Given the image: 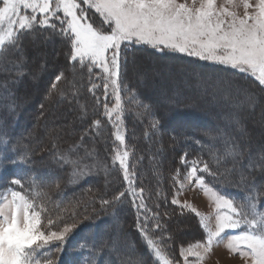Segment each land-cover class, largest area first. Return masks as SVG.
Segmentation results:
<instances>
[{"label": "trees", "instance_id": "1", "mask_svg": "<svg viewBox=\"0 0 264 264\" xmlns=\"http://www.w3.org/2000/svg\"><path fill=\"white\" fill-rule=\"evenodd\" d=\"M47 37L59 42L60 45L55 46L57 53L53 59L58 64L52 70L49 65L42 67L40 63L33 66L32 73L39 69L51 70L44 87L36 91L29 88L22 89L23 82H18L10 92L14 93V97L13 95L1 96L5 94V89L0 87V190L8 187L21 190L19 186L11 183L13 179H21L24 193L30 195L34 188H38L43 193L37 203L46 207V212L43 213L45 229L57 231L65 225H74V231L67 236L64 242L53 243L43 251L41 258H50L52 264H59L61 252L65 258L61 264H134L133 261H129V257L133 255L137 260L141 254L145 264H152V258L144 248L140 233L137 231V210L131 200L124 199L122 202H114L107 206L101 204L103 199L112 200L118 191L125 190L126 185L123 182L121 171L111 164L114 129L103 116V105L107 102L103 95V82L97 79L100 72L93 70V74L90 75L86 68H81L79 65L73 69L68 59V44L47 29H36L22 37L24 54L27 55L37 49V45L42 39ZM125 56L127 64L123 80L132 92L124 91L121 95L122 103L126 108L124 126L127 128V134H130H128V142L133 149L131 153L136 158L140 157V161H137L139 170L137 171L136 185L145 190V202L150 209L148 215L151 217L152 213L159 214V221L163 225V236L165 239L170 237L168 242L172 246L171 254L180 260V248L187 246L189 241L194 243L196 238L192 235L180 239L177 236L176 222L192 223L196 232L202 230L199 219L197 220L187 210H182L179 206L168 202V197L172 198L174 194L171 177L177 169L181 173L185 171L181 164V157L185 153L189 160L200 158L209 164L210 169L217 175L213 177L204 174L205 179L210 185H215L223 194L239 202L248 193V189L255 184L261 195L264 196V169L259 166L251 169L248 167L250 161H258V158L264 155L263 150L254 151L257 147L264 145V137L260 141L254 140L252 138V133L255 132L254 121L241 122L239 115L240 112H249L253 109L254 111H263L264 91L254 79L243 73L226 67L207 66L169 52L159 54L153 49L133 46L121 52V57ZM7 59L16 60L15 53L9 51ZM46 59L48 58L38 57L36 60L40 62ZM138 59L171 61L170 67L175 71H180L192 64L191 67L197 69L198 79L183 82L180 86L181 89L200 88L210 82L213 77L218 78V75L223 77L226 82L213 87L212 90L196 92L191 96H179L174 103L153 106L149 98L153 99L156 96L160 91L159 87L154 89L138 87L130 77L134 60ZM25 70L29 75L32 74L31 69ZM61 71L67 76V81L60 85L69 93L67 98L73 99L72 88L69 86L73 82H78L75 80L76 75L82 76L81 87L75 86L79 89L78 97L75 100L80 105L76 108V115L86 111V117L84 120L74 121L70 124L68 132L77 130L73 137L65 134L58 138L49 137L32 146L31 140L40 137L41 125L52 115V104L60 98L56 94L49 96L48 89L53 77ZM13 79L14 75L11 72H0V85L8 84ZM93 82L101 85L96 89L95 94L88 90ZM230 84L240 88L245 87L247 92L254 95L259 105H254L250 109L244 107L237 109L234 107L236 102L232 98H224L222 102H216L213 105L204 104L210 95L218 98L223 97L222 93ZM167 89L169 90L166 91H172L171 88ZM35 93L40 98L36 100L37 105L32 111L28 112V106L25 108L18 105V101L29 100ZM133 94L138 97L135 101L131 98ZM141 103L150 106V108L141 107ZM81 105H85L86 109H82ZM4 107L9 108L7 114L2 112ZM225 112L227 113L225 114ZM237 118L240 124L234 125L233 121ZM29 119H32V123ZM97 119L101 121V126L98 129L92 127L93 121ZM155 121H158L159 126L157 129H152L150 125ZM10 126L11 128H8ZM27 133L32 134L33 137L28 140L24 139V135ZM136 133L138 136H135ZM91 140L94 141V146H92ZM226 140L234 141L240 145L243 152V155L237 158L236 170L231 173L225 172V168H233L231 160L221 161L217 165L214 159V154L217 156L222 154ZM153 141L158 142L159 152L166 160L163 163L164 168L162 167L161 174L160 171L156 172V169H148L151 157H156V154L146 153L144 150ZM77 146L80 148L75 149ZM73 148L74 150L71 151L70 149ZM91 149L97 154L98 151L102 154V157H98L97 160L106 164L107 170L92 168L89 171L85 167V165H92L94 162L91 158L82 156L83 153L89 152ZM66 154L71 159H78L80 169L86 173L78 181L72 179L70 175L72 168L61 163L59 159ZM170 155L173 156L172 162L168 161L167 163ZM241 172L246 177L244 183L240 182ZM163 176L164 178H162ZM112 178L115 180L112 181ZM102 179L109 181L96 185V182ZM6 181L8 185H5ZM49 218L54 221L51 228L47 225ZM114 223L117 224V229H115ZM152 234L154 237H160L162 232L156 230ZM85 242L87 243L85 244ZM93 244H95L94 250ZM82 247L85 248L83 254H81ZM124 259L128 260L124 262ZM74 260L75 263H72Z\"/></svg>", "mask_w": 264, "mask_h": 264}, {"label": "snow or ice", "instance_id": "2", "mask_svg": "<svg viewBox=\"0 0 264 264\" xmlns=\"http://www.w3.org/2000/svg\"><path fill=\"white\" fill-rule=\"evenodd\" d=\"M0 4V72H11L14 75L12 84L28 75L24 69L26 56L22 37L36 29L50 30L68 44V59L73 69L78 64L90 75L94 69L100 70L97 79L103 82V95L107 99L111 89L114 101L111 106L108 103L103 105V116L114 129L111 164L122 172L126 185L125 190L118 191L112 200L103 199L101 204L107 206L130 199L137 210V231L152 264H180V260L171 254L170 237L165 239L163 236L159 214L152 213L149 217L145 190L137 187L136 173L129 163L124 129L126 108L121 93H131L132 90L123 80L127 57L122 58L121 52L138 45L159 52L196 57L247 74L264 91V0H224L221 4L217 0H0ZM241 6L242 13L237 10ZM88 9L99 15L101 26L90 22ZM9 51H13L18 59L8 60ZM66 81L63 71L56 74L50 82L48 95L56 94L62 100L66 99L69 93L60 87ZM100 86L93 82L88 90L95 94ZM0 87L8 90L7 83ZM9 94L14 97V93ZM78 94L79 89L73 84L71 96L77 99ZM237 95L235 108L255 104L253 94L238 89ZM131 98L133 101L138 99L135 94ZM141 107L150 108L142 103ZM81 108L86 109V106L81 105ZM233 123L239 125L240 121L237 118ZM100 126V120L93 121L92 127L98 129ZM158 126V121L150 125L152 129ZM242 155L240 145L226 140L222 154H214V159L217 165L231 160L233 168H225L226 173H231L236 170L237 158ZM59 159L72 168V179L78 181L86 175L80 169L78 159H71L67 154ZM181 164L185 171L181 173L177 169L171 177L176 187L171 203L198 217L205 233L202 242L180 248L179 257L183 264H200L204 254L209 253L214 244L222 242L231 253H238L245 264H264V196L257 185L253 184L238 202L207 182L204 174L217 175L207 162L200 158L189 160L185 153ZM257 166L264 169V155L248 165L250 169ZM85 167L89 171L92 168L107 170V165L98 160ZM245 181L241 172L240 182ZM11 183L21 190H12L10 198L0 196V264H52L50 258H41L43 251L53 241L64 242L74 225H65L61 231H45L43 213L46 207L37 203L43 193L38 188H34L30 195L24 193L21 179H13ZM185 185L198 186L215 205L214 230L209 226L208 217L193 205L176 198L184 191ZM53 223L47 219L49 228ZM156 230H161L160 237L153 236ZM92 248L95 249V244ZM84 251L82 247L81 254ZM135 264H145L142 254Z\"/></svg>", "mask_w": 264, "mask_h": 264}, {"label": "rangeland", "instance_id": "3", "mask_svg": "<svg viewBox=\"0 0 264 264\" xmlns=\"http://www.w3.org/2000/svg\"><path fill=\"white\" fill-rule=\"evenodd\" d=\"M223 2H224V0H217L218 4H221ZM237 2H239V0H237ZM0 6H2V4H0ZM84 7H86V6H84ZM237 10L242 13L243 12L242 6ZM87 15L90 18V22L94 23V26H101V18L99 17V15L97 13H95L94 10L88 9ZM59 45H60L59 42H55L49 37L42 39V41L37 45V49H35L32 52H30L29 54L25 55L26 56V64L24 65V69H27V68L31 69L30 72L32 73L33 66L35 64L40 63V66H42V67H44L45 65H49V68L51 67V70H52L53 67H55L58 64V62H56L53 58H54L55 54L57 53L55 50V46H59ZM133 46L138 47V48H149L152 50V48L149 46H138V45H133ZM133 46H131V47H133ZM157 52H159V51H157ZM164 52H168V51H164ZM164 52H159V54L164 53ZM169 53H172V52H169ZM172 54H176V55L181 56L183 58L190 59L191 61L200 62V63L207 65V66L225 67V66H221V65L212 64L210 62L201 61L196 57H189V56L184 55V54H179V53H172ZM15 57H16V59H18L16 54H15ZM38 57H40V58L47 57L48 59H46L44 61L42 60L40 62H37L36 59ZM170 64H172L171 61H167V60L162 61V62L156 61L155 59H153V60L152 59L134 60V64L132 65V69H131V73H130L131 74L130 77L132 78L134 83L138 87H142V88L144 87L147 89H154L156 87H159L160 91H158L156 96L153 99L149 98L150 102L153 106H157V105L164 104V103H174L179 96L180 97L181 96H191V95H193V93H196V92H203L204 90H212L213 87H217L221 84H225V82H226V80L223 77L218 75L217 76L218 78H214V77L212 79L210 78L211 81L202 85L201 87L199 86L200 88L193 87V88L181 89L182 87H180V86L182 85L183 82H185L187 80L194 81V80L198 79L197 69L192 68L191 66H193V65L189 64L191 66H187L185 68H182L180 71H175V70L171 69ZM182 64H184V63H182ZM195 68H198V67H195ZM228 69L233 70V71H237V70H234L231 68H228ZM51 70L45 71L44 69H39V70H34V72L30 75L29 74L26 75L23 78V80L20 81V82H23L22 89L29 88V89H34L36 91L37 89L43 88L45 83H46V80L50 76ZM94 70H97L98 72H100L99 69H94ZM245 75L248 76L247 74H245ZM248 77H250V76H248ZM250 78H252V77H250ZM81 79H82L81 75H76L75 80L76 81L78 80V82H76V81H75L76 83L73 82L72 84H70L69 87L72 88V85L74 84L75 86L80 88L81 87V83H80ZM16 84H12L11 82L8 83L7 84L8 91H5V94H3L1 96L6 97V96L10 95L9 93L11 92L12 88ZM167 88H171L172 91H170V92L166 91V90H169ZM238 89L247 91L245 89V87L240 88L238 86L230 84V85H227L226 91H224L222 93L223 97L221 96L220 98H218L216 96L210 95V96H208V99L205 101L204 104L213 105L216 102H220V101L222 102V100L224 98H232L233 101L236 102L237 99L239 98L237 95ZM38 98H40L39 95L37 93H35L33 96H31V98L29 100H25V101L20 100L17 103H18V105H22L25 108H26V106H28L29 107L28 112H30L37 105L36 100H38ZM105 100L109 104V106H111L114 103V101L111 98V89H109V96L107 97V99L105 98ZM254 105L255 106L259 105V103L256 99H255ZM254 105H247L244 108L250 109ZM78 106H80V105L76 102L75 99H72V98H66L63 100L61 98L57 99L55 101V103L52 104V115L47 118L46 122L43 125H41V131L42 132H41L40 137L33 138L31 140V145L35 146V145L41 143L42 141H45L49 137L58 138L60 135H63V134L68 135L69 137H73L75 135V133L77 132V130H74V131L71 130L68 132L70 124L74 121L84 120L86 117L84 112H82V114H80V115H76V108ZM233 109H235V108H233ZM8 111H9V108H5V107L2 108L3 114H7ZM226 113L227 112H225V114ZM239 115L241 117V122H245V121H249V120L254 121V128H255L254 131L255 132H253L254 134L252 133V138L256 141H260L264 137V110L263 111H261V110L254 111V109H253V111L251 110L249 112H240ZM29 120H30V122L32 121V119H29ZM8 128H11V126ZM30 129H31V127H30ZM124 129H125L126 145H127L128 151L130 152L129 163L131 165H133L132 167H134L133 169H134V171L136 173V177H137V171L139 170V165H138L137 161L138 160L140 161V159H139L140 157L135 154L137 157H139V158H136L135 156H133V153H131L133 149L130 147L129 142H128V136L130 134L129 133H128L129 135L127 134V128H125V126H124ZM28 133L26 135H24V139L28 140L30 137H33L32 134H28ZM135 136H138V133H136ZM158 138H160V137H158ZM14 141H16V139H14ZM116 143H118V142H116ZM91 144H92V146H94L95 145L94 141L91 140ZM158 146H159L158 142L153 141L152 143H150L148 145L147 149L144 151L146 153L152 152L153 154H156V157H151V160L149 161L150 163L148 164V169H152V168L156 169V172L160 171V174H161L162 167L164 168L163 163H165L166 160H165V157H163V155L160 154V152H159L160 149ZM76 148H80V147L77 146V147H75V149ZM172 148L175 149L176 147H172ZM93 149H91V151H89V152L86 151L85 153L82 154V156H84V157L86 156L88 158H91L93 161H97L98 157L99 158L102 157V154H100L99 151L97 154ZM257 149L264 151V145L257 147L256 149H254V151H256ZM70 150L73 151L74 148L70 149ZM89 153H91V155H88ZM168 157L169 158L167 159V163H168V161L171 163L173 156L170 155ZM93 169L95 170L98 168H93ZM99 169L102 170L103 168H99ZM136 177H135V179H136ZM162 178H164V176ZM111 180L114 181L115 179L112 178ZM108 181L109 180H106V179H102L101 181L98 180L96 182V185L106 183ZM157 182H159V181H157ZM5 185H8L7 181L5 182ZM172 185H173V183L171 184V186ZM173 187H174V194H173V196H174L175 192H176V187L174 185H173ZM12 190H14V189H12L10 187L2 189V190H0V196H9V194ZM173 196H172V198L168 197V200H169L168 202L171 203ZM9 198H10V196H9ZM176 198H178L181 202H187V203L193 205L194 207L197 208V210L199 212H201L204 216L208 217L209 218V226L212 227L214 230L215 214H216L215 205L212 203V201L209 199V197H207L204 194V192L199 189L198 186L185 185L184 191L181 194H179ZM145 201H146V197H145ZM177 206H179V205H177ZM185 210H187V209H185ZM189 214L195 216L191 212H189ZM196 219L198 220L199 218L196 217ZM175 226L177 227V229H176L177 230V236L180 239H185L189 236L191 237L192 235H194L196 238V241L194 243L202 242L205 239V233H204V230L202 229V227H201V229H202L201 231L196 232L192 223H185V222H178L177 223L176 222ZM114 227H115V229H117V224L114 223ZM62 229H63V227L57 231H61ZM44 230L45 231H51L48 228L47 229L44 228ZM73 231H74V228H73ZM71 233H69V234H71ZM69 234H67V236ZM56 242H58V241H53L52 244L56 243ZM189 244H192L191 241L188 242V245ZM187 246H184V247H187ZM62 254L63 253L61 252V254L59 256V262H58L59 264H61V262L65 260V258L63 257ZM189 259H190V261L194 260V258H189ZM127 260L128 259H126V260L124 259V262ZM180 260H181L180 264H183V261L181 258H180ZM129 261H133V263L135 264L136 258L132 255L129 257ZM72 263H75V260ZM200 264H245V262L239 256L238 253H236V254L231 253L225 247V243L222 242L220 244H214L212 247V250L209 253L204 254V259L202 261H200Z\"/></svg>", "mask_w": 264, "mask_h": 264}]
</instances>
